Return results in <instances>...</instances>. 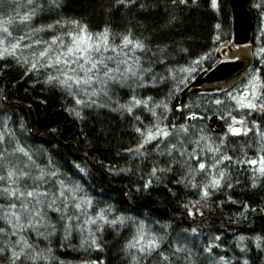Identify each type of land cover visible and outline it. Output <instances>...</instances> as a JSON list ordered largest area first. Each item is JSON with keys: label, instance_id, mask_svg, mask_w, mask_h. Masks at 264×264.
Instances as JSON below:
<instances>
[{"label": "snow or ice", "instance_id": "6c2138e0", "mask_svg": "<svg viewBox=\"0 0 264 264\" xmlns=\"http://www.w3.org/2000/svg\"><path fill=\"white\" fill-rule=\"evenodd\" d=\"M98 2L109 19L92 31L87 22L66 15L68 0H0V70L14 66L33 79V86L58 93L63 111L81 125L107 115L127 123L132 143L123 158L131 166L108 172L136 176L139 182L131 192L162 187L176 197L170 185L179 186L195 196L181 202L182 214L193 220L204 218V210L217 201L240 204L244 220L264 214V208H250L231 194L242 172L248 187L264 188V0L253 4L261 25L255 37L259 46L251 51L258 64L232 90L219 89L223 97L209 94L205 112L227 126L216 138L209 135L211 129L191 123L211 116L171 103L194 72L208 70L203 61L211 54L176 68L167 46L153 47L128 23L163 7L165 27L171 28L180 19L177 13L198 0ZM210 7L219 11L218 0H210ZM117 14L125 23L114 31L109 21ZM8 102L0 89V264H65L61 254L67 252L76 253L79 264H111L99 254L112 249L119 264H251L253 251L264 256V236L236 235L229 245L199 226L173 230L171 223L128 215L97 200L81 183L89 175L86 166L73 162L68 167L35 148L24 119L3 109ZM177 113L179 123L174 122ZM250 132L251 142L232 139ZM245 164L253 166L251 171L242 168Z\"/></svg>", "mask_w": 264, "mask_h": 264}, {"label": "trees", "instance_id": "16d2710c", "mask_svg": "<svg viewBox=\"0 0 264 264\" xmlns=\"http://www.w3.org/2000/svg\"><path fill=\"white\" fill-rule=\"evenodd\" d=\"M218 2L219 11H214L210 7V0H198L196 5H190L183 12L177 13L180 19L171 28L165 27L167 20L163 7L133 16L128 23L133 26L134 31L147 36L153 47L156 44L167 46L169 52L178 61L173 65L176 68L187 67L193 61L211 54L210 60L203 61V67L208 70L194 72L188 83L189 86L201 73L212 70L220 58L217 56L219 55L218 51L233 42L234 31L229 2L228 0H218ZM256 2L258 0H250L248 5L254 22L259 19L257 9L253 7ZM66 15L75 16L87 22L92 31L103 28L106 20L109 19L102 13L98 0H68ZM109 23L115 31L119 30L125 21L117 14L110 19ZM217 24L220 25L219 29L216 27ZM258 35V30L256 31L254 28L248 43L249 50L244 53L251 59L246 71L258 64L251 55V51L259 46V42L255 40ZM180 49L187 51L182 52ZM245 72L238 78L218 84L217 89L209 90L210 88L207 86H201L200 90L189 91L184 98L181 96V92L185 89L183 88L171 103L177 107L188 105L187 111L189 112H195L198 115L206 114L215 118L217 116L212 115L211 112H205L212 99V95L209 94H218L223 97V93L218 90L223 88L232 90L231 86L241 83ZM0 89L6 92L9 97V102L2 106L3 109L14 114V119H24L31 129L30 140L33 146L47 151L62 164L67 162L68 167H71L73 162L86 166L93 175V180L91 181L89 178L90 181L83 182V184L89 189L90 194L98 200L101 199V202L111 204L117 202L124 206L132 193L135 196V200H132L142 206V209L134 207L136 209L134 211H139L137 215L159 219L161 223H171L173 230H178V225L180 227L199 226L205 234H220L223 241L229 245L235 240L236 235L264 236V214L253 213L247 220H244L240 218V204H235L234 208L226 207L221 212L217 211L212 218H209L210 215L206 212L204 218L197 215L193 222V219L182 214L184 209L181 202L193 200L195 196L186 194V190L179 186L170 185L176 192V197L170 196L167 190L162 187L153 188L142 194L131 192L130 189L134 187V182H139L136 176L131 173L112 175L108 172L110 167L114 171H119L121 168L131 166L123 158L124 148L132 143L131 135L128 132L129 126L118 117L107 115L99 119L90 118L85 125H81L63 111V101L58 93L48 91L40 84L33 86V79L23 76L21 71L14 66L0 70ZM212 107L214 108L215 105ZM219 121L223 123L225 130L227 126L224 121L221 119ZM174 122H181L180 113L176 114ZM183 122L188 123L189 121L184 120ZM191 123H198L209 128L206 120L192 121ZM82 127L84 135H81ZM51 129H56V131L52 132ZM221 131L220 133L211 131L209 135L216 138L227 132ZM252 136L253 133L250 132L248 137H233L232 139L237 140L238 143L245 140L251 142ZM248 155L252 159H256L252 149L248 150ZM258 166V164L255 165V167ZM252 167L248 164L242 166L248 171H251ZM239 178L241 184L232 190V198L240 201L241 204H248L250 208H264V188L252 189L248 187L246 173L242 172ZM220 198L225 199L224 196H220ZM104 199L108 201L105 202ZM217 205H219L218 201ZM130 212L132 215V211ZM237 218H239V222H236ZM108 252L112 254L107 256L106 252L99 255L102 259L106 258L111 261V264H119L115 256V249ZM229 255L232 253L229 252ZM250 255L251 264H262L264 261V256L258 257L255 251ZM61 258L65 260V264H79L76 253H62Z\"/></svg>", "mask_w": 264, "mask_h": 264}, {"label": "water", "instance_id": "95a60500", "mask_svg": "<svg viewBox=\"0 0 264 264\" xmlns=\"http://www.w3.org/2000/svg\"><path fill=\"white\" fill-rule=\"evenodd\" d=\"M249 1L250 0H229V6L234 21L233 28L235 41L238 43L249 40L250 34L254 27V18L251 11L248 9ZM246 68L247 63L245 59L235 63L225 62L219 64L209 72H204L201 74L191 85L182 91L181 96L184 98L189 91L194 92L196 87L203 86L204 84L214 85L217 83L226 82V80L229 81L232 78H237L240 76L241 72L246 70ZM236 72H239V74L236 75ZM211 122L221 126L219 121L214 120Z\"/></svg>", "mask_w": 264, "mask_h": 264}, {"label": "rangeland", "instance_id": "374dc122", "mask_svg": "<svg viewBox=\"0 0 264 264\" xmlns=\"http://www.w3.org/2000/svg\"><path fill=\"white\" fill-rule=\"evenodd\" d=\"M228 2H229V0H228ZM255 22H258V23H255ZM255 22H254V26L255 27H253V30H252V32L250 34V37H249V40H247L245 42L238 43V42L235 41V36H234L233 42L230 45H226V46H224V48H221L218 51L219 55H217V56H220V58L218 57L219 60H218V64L217 65L222 64V63H225V62H232L233 60L236 61L237 59H239V60L245 59V61L247 63V68H248L249 64L251 63V59L249 57L247 58L246 54H244V53L245 52L247 53L248 50H249L248 43L250 42V39H251V37L253 35L254 28L256 29V31L258 30V32H259V28L261 27V25L259 24V19H258V21L256 20ZM240 54H242V55H240ZM227 81L228 80H226V82ZM218 84H220V83H217V84H214V85L213 84H211V85L210 84H204L203 86H207L208 88H210L211 90H213V89H217L216 87L218 86ZM200 87H196L195 89L196 90H200L199 89ZM214 120L219 121V119L217 117L210 118V119H207L206 120V123L208 124L209 129H211V131H213L215 133H220V132H222L221 130L227 131V128H225V130H224V125H223V123L221 121H219L221 123V126H218L217 124H213V122H211V121H214Z\"/></svg>", "mask_w": 264, "mask_h": 264}, {"label": "bare ground", "instance_id": "6f19581e", "mask_svg": "<svg viewBox=\"0 0 264 264\" xmlns=\"http://www.w3.org/2000/svg\"><path fill=\"white\" fill-rule=\"evenodd\" d=\"M233 26H234V21H233V16H232V29H233V31H234V28H233ZM237 61H240L239 59H237L236 61L235 60H233L232 62H237ZM246 71V70H245ZM245 71H243V72H241V74H243ZM204 73V72H203ZM203 73H201V74H203ZM200 74V75H201ZM236 75L237 74H239V72H236L235 73ZM241 74H240V76H241ZM199 75V76H200ZM198 78V77H197ZM196 78V79H197ZM92 174L89 172V175L88 176H84V177H82V179H81V183H83V182H88V181H90L89 180V178L91 179V181L93 180V178H92ZM92 195V194H91ZM226 198V197H225ZM97 199V198H96ZM130 199V200H129ZM135 200V196H134V194H132L131 193V195L129 196V198L126 200L127 201V203L123 206V205H120L119 203H117V202H115V203H113V205H115V207L118 209V210H120V211H122V212H126L128 215H131V212L130 211H132V216H136V217H140L139 215H137L138 214V212L139 211H134V210H136V209H134V207L135 208H139V209H142V206H140L138 203H137V201H133V200ZM98 200V199H97ZM105 200V202H107L108 200H106V199H104ZM99 201H101V199L99 200ZM225 206V207H224ZM234 206H235V204H231V203H226V205L224 204L223 206H220V205H217L216 206V208L214 207L213 209H211V210H209V209H205V212L206 213H208L209 215H210V217L209 218H212V216L214 215V213H216L217 211H219V212H221L224 208H226V207H233L234 208ZM218 209V210H217ZM215 217V216H214ZM192 219V218H191ZM193 222H194V220H192ZM239 224V223H238ZM112 253L111 252H107V256L109 255H111ZM95 255V254H94ZM106 256V257H107Z\"/></svg>", "mask_w": 264, "mask_h": 264}]
</instances>
